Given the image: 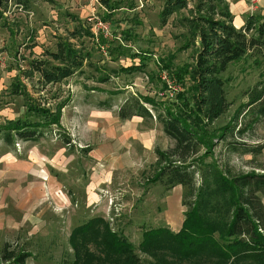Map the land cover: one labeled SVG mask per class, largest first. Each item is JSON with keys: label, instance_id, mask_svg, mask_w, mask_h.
Instances as JSON below:
<instances>
[{"label": "rangeland", "instance_id": "obj_1", "mask_svg": "<svg viewBox=\"0 0 264 264\" xmlns=\"http://www.w3.org/2000/svg\"><path fill=\"white\" fill-rule=\"evenodd\" d=\"M124 1L111 21L99 25L109 29L108 36L101 35L112 43H101L100 50L92 51V65L63 81L42 86L37 73L33 77L29 74L30 61L42 58L46 49L55 48L57 36H66L68 29L74 28L71 15L89 22L98 37L89 18L100 17L107 9L97 0H30L29 8L18 0H1L0 126L27 112L23 98L14 91L18 80L21 89L42 106L52 111L61 108L60 124L53 125L39 141L16 140L15 146L9 147L0 140V264H7L1 260L5 243L11 250L28 252L27 264H74L77 255L71 235L76 227L97 216L104 217L113 232L123 233L136 247L145 231L163 226L177 231L184 219L187 206L183 204V187L166 191L153 182L161 166L157 148L167 150L174 141L155 118L122 119L119 110L136 95L174 100L184 87L166 70L161 71L160 61L175 53V64L184 66L194 61V51H180L184 40L179 37L183 28L177 25L178 16L172 15L160 26L164 0ZM235 1L229 0L235 3L230 6L238 21L251 12L264 14V0H259L253 11L250 0H240L247 9L244 13L236 8ZM124 26L136 36L126 47L131 52L122 55L124 49H119L111 55L108 44L117 46L115 35H120ZM137 51L148 53L145 70L122 72L121 67L141 63L140 57L132 60V53ZM251 63L241 60L225 73L231 77L226 85L230 105L216 121L217 126L232 118L247 101L243 92L261 79L264 65L256 68ZM102 75L110 78L101 82L98 78ZM163 82L170 88L162 89ZM185 84L189 86L187 81ZM254 134L244 139L263 145L260 154H228L226 144L219 140L211 156L221 164L228 162L235 174L263 173L264 120ZM64 135L70 143L63 140ZM197 177L201 180L200 175ZM90 248L98 254L94 244ZM138 253L143 260L149 258ZM78 261L84 264L85 257Z\"/></svg>", "mask_w": 264, "mask_h": 264}, {"label": "trees", "instance_id": "obj_2", "mask_svg": "<svg viewBox=\"0 0 264 264\" xmlns=\"http://www.w3.org/2000/svg\"><path fill=\"white\" fill-rule=\"evenodd\" d=\"M97 1L107 9L100 16L105 21H111L114 12L125 3ZM192 1L164 0L159 13L160 26L166 25L172 15L178 16L177 25L183 28L179 37L184 40L180 51H194V61L184 66L175 64V53L159 64L161 71L171 74L184 91L178 92L174 100L131 96L119 110L122 119L155 118L174 141L167 150L157 148L161 166L153 182L163 185L166 191L177 185L183 187V204L187 206L183 223L178 231L168 226L145 231L136 247L123 233L113 232L104 217H94L76 227L71 235L77 255L74 264H79L78 258L82 257L84 264H264V172L235 174L228 162L221 164L211 156L219 140L226 144L228 154L262 152L263 145L250 144L244 137H253L258 123L264 120V69L261 79L243 92L247 101L240 104L232 118L218 126L216 121L230 105L226 85L231 77L224 76L229 67L241 60H251V66L256 68L264 65V14L251 12L238 27L229 0H195L191 6ZM18 3L30 7V0ZM71 20L74 28L68 29L66 36H57L55 48L46 49L42 58L30 61L29 74L33 77L37 73L42 86L83 71L86 65H92L93 50L99 49L101 43H112L101 34L96 37L86 20L72 15ZM124 27L119 29L120 35H115L117 46L112 48L108 44L111 55L119 53V49H124L122 55L131 52L126 47L135 42L136 36L131 28ZM145 55L148 53L133 52L129 56L132 60L140 57L141 63L121 67V71L145 70ZM109 78L102 75L98 79L105 82ZM17 82L21 83L16 81L14 91L23 98L27 112L0 126V140L9 147H14L16 140L39 141L53 125L60 124L61 106L57 111L42 106ZM167 88L170 87L163 82L162 89ZM111 106L109 103L108 107ZM63 140L70 143L65 135ZM93 244L98 254L92 252ZM139 251L149 258L143 260ZM29 255L24 250H11L5 243L1 260L7 264H27Z\"/></svg>", "mask_w": 264, "mask_h": 264}, {"label": "built area", "instance_id": "obj_3", "mask_svg": "<svg viewBox=\"0 0 264 264\" xmlns=\"http://www.w3.org/2000/svg\"><path fill=\"white\" fill-rule=\"evenodd\" d=\"M251 1V5L249 7L250 10H254L258 8V2L259 0H250ZM89 21H93L94 24V29H95V33L96 34H104L105 36H108L110 34L109 29L106 27L105 29L101 28L99 25H103L104 24V20L101 19L100 17H98L97 15H92L91 18H89ZM109 26V25H108ZM104 49V53L107 54L106 48L102 47V50ZM164 77V76H163Z\"/></svg>", "mask_w": 264, "mask_h": 264}, {"label": "crops", "instance_id": "obj_4", "mask_svg": "<svg viewBox=\"0 0 264 264\" xmlns=\"http://www.w3.org/2000/svg\"><path fill=\"white\" fill-rule=\"evenodd\" d=\"M235 1V0H234ZM240 0H236L235 2H236V8L238 9V10H243V12H241V13H244V11H247V9L245 10L244 9V7H245V5H244V1L241 3V2H239ZM242 1V0H241ZM230 4H233V5H235V3H232V2H230ZM260 5V4H259ZM232 11H233V13L235 14V25L236 26H238V27H240V26H242L244 23H245V19H246V17H244V19H240L239 21L236 19V17L238 16V14L234 11V9L232 8ZM176 187H178V186H176ZM175 187V188H176ZM174 188V189H175ZM184 220V219H183ZM183 220H182V222H181V225H182V223H183ZM181 225H180V227H181ZM179 227V228H180ZM179 229H177V231H178Z\"/></svg>", "mask_w": 264, "mask_h": 264}]
</instances>
